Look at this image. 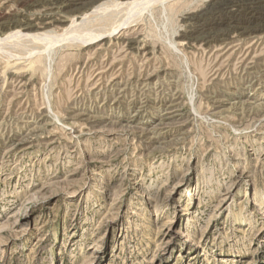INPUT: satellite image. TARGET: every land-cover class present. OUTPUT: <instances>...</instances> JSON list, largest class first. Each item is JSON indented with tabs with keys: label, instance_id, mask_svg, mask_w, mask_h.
Returning <instances> with one entry per match:
<instances>
[{
	"label": "rangeland",
	"instance_id": "rangeland-1",
	"mask_svg": "<svg viewBox=\"0 0 264 264\" xmlns=\"http://www.w3.org/2000/svg\"><path fill=\"white\" fill-rule=\"evenodd\" d=\"M135 1L0 0V264H264V0Z\"/></svg>",
	"mask_w": 264,
	"mask_h": 264
},
{
	"label": "bare ground",
	"instance_id": "bare-ground-1",
	"mask_svg": "<svg viewBox=\"0 0 264 264\" xmlns=\"http://www.w3.org/2000/svg\"><path fill=\"white\" fill-rule=\"evenodd\" d=\"M160 1V3H162L164 0H142V1H135V2H131V3H126V4H119V3H113L114 5L112 6V7H110L109 9H106L107 10V13H108V16L111 14V13H114V14H117L118 12H122L124 15H125V17L123 18V20L120 22V23H113L114 25L112 26V28L110 29V30H108V31H103V32H99V33H97L96 34V32H95V34L93 33V35L92 34H90L88 31H84L83 32V30L81 31L80 29L78 30V25H76V23H74L75 21H73L72 22V25H71V28L69 29V33H68V35H67V37H70V38H72V40H76V41H78V40H80V42H81V44H83V45H90V44H93L94 42H96V41H99V39L100 38H106L108 35H111L112 33H116V30L117 29H119V28H124V27H126L127 28V26L131 23V22H133L132 20H131V18H132V11L133 10H135L136 9V6H138V5H143V7H144V9L142 10V12L145 10V8H149L151 5H153V4H155V3H158ZM252 2V1H251ZM108 8V7H107ZM127 9V10H124V9ZM97 11V10H96ZM106 13V12H105ZM104 13V14H105ZM102 16V15H101ZM101 16H100V18H101ZM103 17H104V15H103ZM102 17V18H103ZM105 18V17H104ZM110 18V17H109ZM108 18V19H109ZM108 19H105V20H108ZM85 21L86 19L85 18H83L82 19V21ZM117 21V20H116ZM27 22V21H26ZM57 22V21H56ZM252 22V21H251ZM18 23V22H17ZM16 23V24H17ZM33 27H35L34 25H32ZM32 26H29V27H32ZM26 27V26H25ZM254 27V26H253ZM28 28V27H27ZM37 28H39L38 26H37ZM59 28V27H58ZM69 28V27H68ZM241 29V28H240ZM19 31V30H18ZM63 31V30H62ZM79 31V32H78ZM65 32V31H64ZM243 33V32H242ZM71 34V35H70ZM239 34H241V33H239ZM29 36V38H32V39H38V38H41L40 36H38L37 34H35V35H28ZM27 35H21V32H15V33H12V34H10L8 37H6L4 40H0V43L1 42H3V41H5V40H8V39H12V38H17L16 40H21L22 38H24V37H28ZM57 36V35H56ZM54 38H50V36H49V38L50 39H53L56 43L55 44H57L58 42L60 43L62 40L63 41H66V40H64V37L61 35H59V36H57V37H55V36H53ZM67 40H69V38H67ZM65 43V42H64ZM75 43V42H74ZM53 45H55L54 43H52ZM52 46V45H51ZM91 46V45H90ZM263 67V66H262ZM146 89V88H145ZM118 91V90H117ZM146 91V90H145ZM143 92V91H142ZM144 95V94H143ZM148 96V95H147ZM171 99H172V97H171ZM175 99V98H174ZM173 99V100H174ZM139 100V99H138ZM148 101V100H147ZM145 102V101H144ZM142 103V102H141ZM140 103V104H141ZM171 103V102H170ZM170 108V107H169ZM174 108V107H173ZM169 113V112H168ZM171 113V112H170ZM174 112L172 111V114H173ZM174 116V115H173ZM25 125V124H24Z\"/></svg>",
	"mask_w": 264,
	"mask_h": 264
}]
</instances>
